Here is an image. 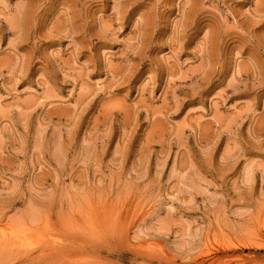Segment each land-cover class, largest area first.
I'll list each match as a JSON object with an SVG mask.
<instances>
[{"label": "rangeland", "instance_id": "1", "mask_svg": "<svg viewBox=\"0 0 264 264\" xmlns=\"http://www.w3.org/2000/svg\"><path fill=\"white\" fill-rule=\"evenodd\" d=\"M0 264H264V0H0Z\"/></svg>", "mask_w": 264, "mask_h": 264}, {"label": "bare ground", "instance_id": "2", "mask_svg": "<svg viewBox=\"0 0 264 264\" xmlns=\"http://www.w3.org/2000/svg\"><path fill=\"white\" fill-rule=\"evenodd\" d=\"M25 242V241H24Z\"/></svg>", "mask_w": 264, "mask_h": 264}]
</instances>
